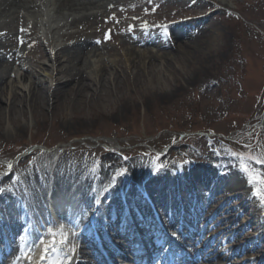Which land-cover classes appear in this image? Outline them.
I'll list each match as a JSON object with an SVG mask.
<instances>
[{
    "label": "rangeland",
    "instance_id": "obj_1",
    "mask_svg": "<svg viewBox=\"0 0 264 264\" xmlns=\"http://www.w3.org/2000/svg\"><path fill=\"white\" fill-rule=\"evenodd\" d=\"M213 1L206 8L195 9L205 0H125L120 3L109 0L105 3L110 9L109 15L104 9L87 13L82 11V3L78 4L76 10L80 17L96 16L94 25L89 22L90 31L83 30L84 36L94 33L90 47L101 54L98 61H105L108 67L124 64L117 55L126 54L127 49H119L125 41L115 33L119 28H127L138 43L145 38L151 39V31L161 26L172 33L180 30L193 34L199 31L197 38L203 45L202 49L200 53L191 54L192 64L186 66L178 61L174 74L161 72L154 83L147 78L146 87L150 91L160 94L161 90H172L173 94L168 98L130 94L121 102L107 97L104 98V106L98 109L103 115L100 121L77 124L72 130L57 127L52 119L38 124L31 115H27L21 122L23 129L17 132V127L7 121L3 126L4 138L0 140L2 186L14 189L19 179L32 174V165L38 166L45 181L49 176L53 181L56 164L63 159H67L71 166L84 163L91 171L100 169L106 160H112L109 166L115 171L104 183L96 180L95 196L107 184L112 187L118 179L124 182L129 179L140 186L142 181L137 180L133 171L141 164L150 174H156L170 163L177 168L187 163L189 168L201 173L203 166L207 169V161L223 175L228 168L227 163H230L241 173L243 189L227 186L212 192L208 186L203 188L211 200L200 212V224L196 223V228L199 227L196 230L201 234L197 241L181 245L180 241L187 236L182 216L181 220L170 222L172 227L165 224L166 234L170 242L178 244L179 255L184 253L194 258V254L201 252V256L209 257L194 260L191 264H260L264 257V207L252 196L247 178L229 152L256 156L264 153V127L261 126L264 117V0H228L223 4L221 0ZM173 4L175 8L170 6ZM33 15L32 20L41 19L35 12ZM24 16L27 15L24 13ZM31 27L25 26L27 29ZM82 27L71 31L65 29L62 33H76ZM44 32L43 28L35 29L28 38L30 43L36 42L35 57L39 60L32 58L30 53L34 49L31 44L22 43L28 32L24 34L23 29L15 36L12 45L24 52L27 59L23 58V61L31 73L21 65L22 56L19 55L17 61L4 59L3 63L10 62L2 69L3 73L10 72L3 87L5 95L16 94L18 98L27 100L30 92L41 89L37 84L39 80H49L44 73L49 70L50 57L39 39L41 34L47 36ZM17 40L21 41L19 47ZM181 41L174 40V43L179 45ZM148 46L154 49L153 68L160 69L164 63L158 58L161 57L157 53L159 49L153 44ZM108 49L117 52L107 54ZM2 106L6 104L2 102ZM253 166L264 171V165L253 162ZM123 169H127V175H117ZM176 183L179 184V180ZM145 195L151 196L149 202L159 215L153 193L142 190L140 195L133 196L132 201L140 197L144 202ZM77 196L79 199L80 195L72 193L68 199ZM190 196L196 197V192ZM243 201H248L247 206ZM90 208L92 213H88L89 222L84 227L91 221L95 223L94 214L98 207L92 209L90 205ZM103 231L105 236L101 232L97 235L107 249L105 243L117 238L110 237L107 228ZM107 235L111 239L107 240ZM77 242L79 246L84 243L80 237ZM83 256L89 258V254Z\"/></svg>",
    "mask_w": 264,
    "mask_h": 264
},
{
    "label": "bare ground",
    "instance_id": "obj_2",
    "mask_svg": "<svg viewBox=\"0 0 264 264\" xmlns=\"http://www.w3.org/2000/svg\"><path fill=\"white\" fill-rule=\"evenodd\" d=\"M54 1L0 0V140L4 138L3 126L7 121L16 126L17 132H19L23 129L21 122L26 120L27 115H31L38 124L47 123L52 119V123L57 127L62 126L66 130H72L73 126L77 124L100 121V117L103 115L98 109L102 105L104 106V98L112 97L113 100L115 99L114 101L121 102L122 100L125 101L126 96L130 94L168 98L170 94H173L172 90L168 92L161 90L160 94L158 91H150L146 87L147 78L154 83L161 72L174 74L178 61L186 66L192 64L191 54L200 53L203 46L199 37L197 38V35L200 34L199 31L193 34L180 30L172 33L167 27L161 26L151 31V39L145 38L138 43L132 39L127 28H119L115 33L125 39L119 49H127L126 54L118 53L117 55L124 61V64L108 67L105 61H98L101 54L97 50L93 51L90 47L94 40V33L84 36L83 30L90 31L89 22L95 21L96 16L88 14L80 17L76 10L77 5L73 0ZM82 1L84 2L80 5L83 8L82 11L90 13L93 10L104 9L107 15L110 13L109 7L105 4L109 0ZM124 1L117 0L118 3ZM211 3L214 1L205 0L203 5L195 9L206 8ZM223 3H228V0H221V4ZM170 6L176 7L174 4ZM34 12L40 16V20L31 19ZM24 13L27 15L26 17ZM27 25L32 27L27 29L25 28ZM78 26L83 27L76 33H62L65 29L71 31ZM38 28H43L47 35L45 37L41 34L39 39L50 57L49 70H45L44 73L49 80H39L37 84L41 86V89L30 92L27 100L18 98L16 94L9 97L5 95L6 92L3 87L6 85L10 72L5 71L3 73L2 69L4 66H8L10 62L3 63V60L13 58L17 61L16 58L20 55L23 63L21 65L27 72L31 73L27 63L23 61V58L27 59L24 52L12 44L15 36H18V33H21L23 29L24 34L28 32V35L22 43L29 44L30 39L28 38ZM16 29L17 32H15ZM174 40L183 41L181 44L175 45ZM20 42L17 40L18 47L21 46ZM30 44L31 48L34 49L30 53L32 58L39 60L35 57L36 42L33 40ZM150 44L159 49L157 53L161 57L158 58L164 63L160 69H155L152 66L155 58H153L154 49L148 46ZM116 52V50H107V54ZM58 75L61 77L58 78ZM46 84L47 86H45ZM2 102L6 106H2ZM112 116L115 117L114 114ZM109 162L112 160H106L100 169L96 170L95 168L91 171V168L88 169L84 163L71 166L67 159H63L56 164L53 181H51L48 173L46 174L49 178L46 177L45 181V177L38 170V166L32 165L30 166L33 170L32 174H27L21 180L19 179L14 189H6L0 183V189L3 190L0 191L2 199L0 204V243H7L5 244L6 248L0 250V264H29V261L25 259V254L31 255L32 262L35 261L36 264H39V259L34 260L36 249L40 247L38 240L43 236L45 238L48 232V227L44 228L43 226L46 225V222L40 224L35 222L38 212H43L45 209L43 201L46 199V202L49 203L50 199L52 201L57 200L61 196H68L72 193L80 195L78 202L75 203L77 215H79L91 204V199L95 194L96 180L98 183H104L111 178L115 171L112 166H109ZM205 163H207L205 165L207 169H204L203 166L201 173L197 172L196 169H191L193 167L189 168L187 163H184L182 168H177L172 163L165 164V167L156 174H150L142 164L137 165L133 172L138 178L137 180L142 181L140 186L129 179L125 182L118 179L111 191L108 192V196L100 203L101 206L95 210L94 215L99 233L107 228L110 231V237L121 239L124 243L117 240L114 241L115 246L107 243L108 251L105 248L99 249L96 257L99 264L121 263L119 258L125 259L126 255L117 253L120 248L123 249L121 252L128 251L130 255L132 254L135 264H159L158 262L163 260L162 257L166 252H173L174 255H178L176 250L178 244L168 240L164 229L160 228L157 222L158 219H156L157 223L154 222L155 219L148 205L137 196L136 200L132 201L133 196L135 194L140 195L142 190L153 193V198L157 201L161 211L159 219L165 224L168 223L169 227L173 226L171 224L175 222L173 219L181 220L182 216L183 230L186 229L187 236L180 241L181 245L195 243L197 238L201 236L196 230L199 229V227L196 228V223L199 222L200 224V212L204 210L203 208H207L211 200L206 197L202 191L203 188L208 186L209 190L215 192L227 186L241 189L242 184H244L241 173L230 163H227L226 175L225 170L222 175L220 171H217V168L211 166V163L209 164L207 161ZM186 167L191 169L190 172ZM177 180H179V184L176 183ZM50 184L51 191L49 190ZM120 189L126 193L124 203L118 193ZM192 192H196V197L190 196ZM65 200L69 201L67 197ZM247 204L248 201H243L244 206ZM181 207L182 211L180 210ZM31 210L33 211L30 212ZM69 216L71 222L78 226L89 222V217L85 213L81 219ZM44 220L46 221V217ZM175 224L179 225L180 223ZM83 233L82 237L85 238V241L91 242L93 240L91 237L94 235H92L93 231L90 225ZM92 243L95 245L94 241ZM81 244L75 246L78 253L73 261L67 260L69 264H92L88 257L83 256L86 254L85 250L82 251L85 246L83 243ZM2 246L4 247V245ZM30 247L33 248V251L29 253ZM63 254V252L58 253L59 256ZM50 256L52 257V255ZM200 258L209 259L206 255L201 256V252H199L194 254V258L181 255L180 258L177 257L178 260L171 262V264H191ZM166 259H169L168 256ZM260 264H264V257Z\"/></svg>",
    "mask_w": 264,
    "mask_h": 264
},
{
    "label": "snow or ice",
    "instance_id": "obj_3",
    "mask_svg": "<svg viewBox=\"0 0 264 264\" xmlns=\"http://www.w3.org/2000/svg\"><path fill=\"white\" fill-rule=\"evenodd\" d=\"M229 155L235 158V160L237 161L236 166L242 173H244L245 177L247 178V183L250 185L252 196L257 199L261 207H264V171H261L253 166V162L257 165H264V153L256 156L250 153L229 152ZM8 167L9 169L12 168L10 164L8 165ZM117 175H127V169L118 171ZM0 191L3 190L0 189ZM48 235L52 238L51 242H48L45 239L38 238L41 252L39 256V264H45L46 261L47 264H62L58 253L62 252L64 250V246L69 243L68 234L64 232L63 225H61L59 232H54L51 228H49ZM57 237H59V240L56 239ZM57 245H59V247H57ZM32 251L33 248L30 247L28 249V252L30 253ZM70 251H75V249H70ZM50 254L56 255L57 259L53 261ZM64 258L67 259L68 257L65 256ZM25 259H27L29 261V264H31V255L25 254Z\"/></svg>",
    "mask_w": 264,
    "mask_h": 264
},
{
    "label": "water",
    "instance_id": "obj_4",
    "mask_svg": "<svg viewBox=\"0 0 264 264\" xmlns=\"http://www.w3.org/2000/svg\"><path fill=\"white\" fill-rule=\"evenodd\" d=\"M263 123H264V122H263ZM263 123L261 124L262 126L264 125Z\"/></svg>",
    "mask_w": 264,
    "mask_h": 264
}]
</instances>
